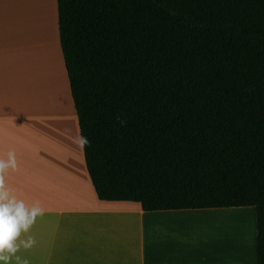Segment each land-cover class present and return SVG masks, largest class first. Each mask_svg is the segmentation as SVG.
I'll return each mask as SVG.
<instances>
[{"label": "trees", "instance_id": "1", "mask_svg": "<svg viewBox=\"0 0 264 264\" xmlns=\"http://www.w3.org/2000/svg\"><path fill=\"white\" fill-rule=\"evenodd\" d=\"M57 2L98 198L255 208L264 264V0Z\"/></svg>", "mask_w": 264, "mask_h": 264}, {"label": "crops", "instance_id": "2", "mask_svg": "<svg viewBox=\"0 0 264 264\" xmlns=\"http://www.w3.org/2000/svg\"><path fill=\"white\" fill-rule=\"evenodd\" d=\"M80 138L57 0H0V154L13 148L18 162L5 181L45 209L32 228L37 245L21 254L31 264H210L178 234L190 232L185 222L197 213L224 208L147 212L137 202L102 201ZM158 221L170 224L155 230ZM241 248L226 251L243 257Z\"/></svg>", "mask_w": 264, "mask_h": 264}, {"label": "clouds", "instance_id": "3", "mask_svg": "<svg viewBox=\"0 0 264 264\" xmlns=\"http://www.w3.org/2000/svg\"><path fill=\"white\" fill-rule=\"evenodd\" d=\"M79 143L83 147L89 142L86 137H81ZM17 170V155L13 148L7 151L6 158L5 154H0V264H31L21 253L37 245L32 228L45 214L40 201L27 203L15 194V189L6 185V175Z\"/></svg>", "mask_w": 264, "mask_h": 264}, {"label": "rangeland", "instance_id": "4", "mask_svg": "<svg viewBox=\"0 0 264 264\" xmlns=\"http://www.w3.org/2000/svg\"><path fill=\"white\" fill-rule=\"evenodd\" d=\"M73 121H74V118L72 119V123ZM73 125L75 124L73 123ZM75 130H76V126H75ZM221 210L223 211L217 210L219 212L197 213L199 214L197 215L199 217H196V216L192 217L189 220V222H185V223H191L190 232L186 234L185 230H181L179 231L180 234H178V237L181 236L180 237L181 240L186 238L192 242L193 250H195L198 258L204 257V259L207 260L210 264H217L218 262L220 263L222 254L223 253L226 254V249H228L229 247V243L226 244L224 240L228 241V238H229L228 234H230V231L232 232V230L236 229V232H238L237 228L240 227V230L244 231L243 237L247 238L248 240V242L247 241L245 242L243 239V246H242V243L240 245L241 247H244V248L246 245V251L243 256L245 257V259L241 257L238 253L236 254V253L231 252L228 255V252H227V255H224L225 257L223 259V262L224 264H226L227 262L228 264H244V260H245L246 264H250L251 262L252 264L253 263L255 264L256 263L255 246H256V235H257V231H256V218L257 217H256L255 208H226V209L224 208ZM212 217H215V218L220 217L219 220L221 221V224H222V226H220V231L222 228H224V230L221 232L222 237H218L217 235H214L213 240H215L214 243L217 249V251L215 250L216 252L213 250L215 249V247H213V249L211 250L212 245H210L209 241H206V238L204 237V234H203L204 232L200 231L199 232L200 235H198L199 234L198 227L204 228V226L206 225L208 226L209 223L207 222L208 223L207 224L205 221L211 219ZM169 224L170 223H165V222L161 223L159 221L157 222V224L151 223L152 228L155 230L157 228H161L162 226H167ZM174 234L175 236L177 235L175 232ZM229 258L230 259L232 258V260L229 261L230 260Z\"/></svg>", "mask_w": 264, "mask_h": 264}, {"label": "bare ground", "instance_id": "5", "mask_svg": "<svg viewBox=\"0 0 264 264\" xmlns=\"http://www.w3.org/2000/svg\"><path fill=\"white\" fill-rule=\"evenodd\" d=\"M70 113V112H69ZM71 142V141H70ZM221 217V216H220ZM219 217V218H220ZM219 218H215V217H212L211 219H209V220H207V221H205V220H203V221H205V222H208L207 224H208V226L206 225V226H204V228H200V227H198V233L201 231V232H204L203 234H204V237L206 238V241H209L210 242V245H212L211 246V250L213 249V247H215V240H213V238H214V235H217L218 237H222V231L224 230V228H222L221 229V231H220V226H222V224H221V221L219 220ZM200 224H202V223H200ZM237 231L238 232H236V229L235 230H232V232L230 231V234H228L229 235V238H228V241L227 242H229V243H231V245H230V249L228 250V252L230 251V250H235V249H239V251L241 252V250H242V248H241V243L243 244V239H244V241L246 242H248V240H247V238H245V237H243V235H244V231L243 230H240V227L239 228H237ZM237 233H238V235H237ZM198 235H200V233L198 234ZM231 235V236H230ZM233 236V237H232ZM199 237V236H198ZM230 239V240H229ZM226 241L224 240V242L226 243ZM233 242H235V244H234V246H232V244H233ZM237 244H238V246H237ZM246 244V243H245ZM246 246V245H245ZM232 247V248H231ZM238 247V248H237ZM214 251L216 250L217 251V249H216V247H215V249H213ZM215 251V252H216ZM223 253V252H222ZM229 254V253H228ZM224 255H227V251H226V254L225 253H223L222 254V258L221 259H224Z\"/></svg>", "mask_w": 264, "mask_h": 264}]
</instances>
